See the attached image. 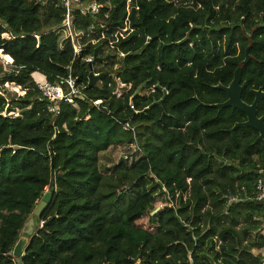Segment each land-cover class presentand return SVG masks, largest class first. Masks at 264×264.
Instances as JSON below:
<instances>
[{"label": "trees", "instance_id": "obj_1", "mask_svg": "<svg viewBox=\"0 0 264 264\" xmlns=\"http://www.w3.org/2000/svg\"><path fill=\"white\" fill-rule=\"evenodd\" d=\"M96 1L99 14L74 12L84 34L76 55L55 30L58 0H0V55L10 63L0 60V264H18L8 254L46 187L22 264H262L252 248L264 249V201L254 198L264 140L249 126L229 133L246 119L240 110L199 103L226 100L215 85L230 83L246 49L241 98L264 91V0ZM90 65L107 73L91 87ZM69 75L84 98L48 111L35 82ZM116 79L130 87L120 96ZM4 83L24 95L7 101ZM122 143L141 155L102 171L100 153ZM163 187L170 204L150 214Z\"/></svg>", "mask_w": 264, "mask_h": 264}, {"label": "built area", "instance_id": "obj_2", "mask_svg": "<svg viewBox=\"0 0 264 264\" xmlns=\"http://www.w3.org/2000/svg\"><path fill=\"white\" fill-rule=\"evenodd\" d=\"M58 1L60 7L64 10V13H63L62 23L55 29L56 33H58L60 37L63 38L60 40V42L63 43V41H69V43L72 45L74 53L78 55L82 49V46L77 48L76 45H78V43L80 44L79 39L82 38L83 33L81 31L76 30L74 24V12L77 11L81 15L89 14L91 16H94L100 13L103 5L97 2L96 0H58ZM126 3L127 5H129L131 3V0H126ZM126 30L127 28H124L122 31L114 34L115 41L118 40V37L124 38L126 36ZM130 30L131 29H129V31ZM111 47L113 46L111 45ZM85 60L90 64L92 63L91 56L87 57ZM93 73L94 75H97L100 72H96L93 70ZM35 85L38 91L40 92L41 97L47 100L48 111L53 113L58 111L61 102H65L67 104H71L77 107V99L84 98L83 87L77 84V79L71 77V75H69L66 78H62L55 83L38 80L35 82ZM121 85L126 86L123 83H121ZM130 108H133L132 104H130ZM124 128L125 129L130 128V125L128 123H125ZM134 150L135 152L131 154L134 157H137L139 150L136 147L134 148ZM131 154L127 157H130L132 159L133 156ZM163 190L165 191L164 187ZM165 192L167 193V191ZM167 196H169L168 193ZM254 198L259 202L264 201V179L262 177H258L256 180Z\"/></svg>", "mask_w": 264, "mask_h": 264}, {"label": "water", "instance_id": "obj_3", "mask_svg": "<svg viewBox=\"0 0 264 264\" xmlns=\"http://www.w3.org/2000/svg\"><path fill=\"white\" fill-rule=\"evenodd\" d=\"M95 54H96V51H94V54H93L94 58H95ZM249 58H250V55L248 53V50L246 49L244 59L241 61V64L235 69L230 83L228 85H222V84L215 85L216 89L222 90L226 94L227 98L225 101L220 102V103H211V104H204L200 102L199 104L203 106L216 108L217 112H219L222 108L227 107V106L240 110L241 112L245 114L246 119L244 121L235 123L228 130L229 133L233 134L234 130H236L237 128L249 126L255 131H257L258 136L255 142H258V141L264 140V114L261 116H257V105H258L259 100L264 97V91L261 88L252 89L251 92L253 93L254 98L251 103H247L243 101L241 98L242 91L245 88V83L244 82L241 83L242 68L243 66L247 64V62L249 61ZM105 74L107 73L103 72V73L94 75L93 68L90 65V71H89V76H88V80H89L88 86L91 87L95 85ZM144 85L145 84L143 83L141 87H139L136 90L135 95L140 93V90L142 87H144ZM160 103H161V100L155 101L152 104L159 105ZM152 104L145 107L143 111L150 108ZM98 108L112 117L115 116L113 112H109L107 108L103 107L101 104L98 105ZM133 130L135 131V128H133ZM135 136H136V133H135ZM121 160L122 158L119 160V162ZM50 198H51V192L45 191L32 211V214L34 217L37 218L40 215L41 211L50 201ZM158 210L159 208H156L150 214H154ZM26 235H28L27 238L30 237L29 234H26ZM26 242L27 241H25L24 239L19 238L13 248V251L8 254L9 257H13L17 259L18 264H22V260L20 257L23 254V250H24ZM1 252L5 253L3 249L1 250ZM139 264H142V263H139Z\"/></svg>", "mask_w": 264, "mask_h": 264}, {"label": "rangeland", "instance_id": "obj_4", "mask_svg": "<svg viewBox=\"0 0 264 264\" xmlns=\"http://www.w3.org/2000/svg\"><path fill=\"white\" fill-rule=\"evenodd\" d=\"M84 35V34H83ZM3 37H7L6 34H3ZM63 39L62 37H59V40ZM83 39V37H82ZM81 38L79 39L80 44L78 43L77 48H79L80 46L83 45V40ZM3 58V59H2ZM5 56L0 55V60L4 63H6V61H4ZM8 70V68L6 69ZM117 85H116V96H120L123 92L122 88H126L125 92L128 91L130 89L129 86H124L121 85V83L118 82V80L116 79ZM144 88L141 89V91H143ZM152 91V89L150 90ZM1 92L3 93L4 97L6 98L7 101H9L10 98L12 97H18V96H22L24 95L25 91H23L21 89L20 86L15 85L14 83H4L1 86ZM6 110V108H5ZM3 111L2 114L3 115H12V116H17L19 114V110L15 109L14 111ZM137 148V146L134 143H122L120 145H116V146H112L110 147L107 151L101 152L100 156H99V166L101 168L102 171H107V169H110L112 167V165L116 162H118L121 158L122 160H125L126 162H130L132 160H136L138 159V156H140L141 154H136L137 157H134L132 154L133 152H135L134 148ZM138 151V150H137ZM132 153V154H131ZM132 155L133 158L131 159L130 157H127L129 155ZM121 160V161H122ZM45 191H50L49 187L45 188ZM169 195V194H168ZM177 195V194H176ZM156 198L154 199V206L155 208H162L163 206L170 204L169 201H171V197L170 195L167 196V193L163 196V194H156L155 196ZM39 201V200H38ZM37 201V202H38ZM172 204H176L175 201H172ZM148 217L145 215L142 220H140V223L146 225ZM42 225V223H38L36 217L33 216V214H29V216L27 217L25 224L20 232V239H24L25 241H28L29 236L37 229V227H40ZM264 231V229H263ZM252 252L255 254H260L261 259H262V264H264V249H259V248H252ZM141 263L140 260H138L136 262V264Z\"/></svg>", "mask_w": 264, "mask_h": 264}, {"label": "crops", "instance_id": "obj_5", "mask_svg": "<svg viewBox=\"0 0 264 264\" xmlns=\"http://www.w3.org/2000/svg\"><path fill=\"white\" fill-rule=\"evenodd\" d=\"M9 63V62H8Z\"/></svg>", "mask_w": 264, "mask_h": 264}, {"label": "flooded vegetation", "instance_id": "obj_6", "mask_svg": "<svg viewBox=\"0 0 264 264\" xmlns=\"http://www.w3.org/2000/svg\"><path fill=\"white\" fill-rule=\"evenodd\" d=\"M260 101V100H259Z\"/></svg>", "mask_w": 264, "mask_h": 264}]
</instances>
